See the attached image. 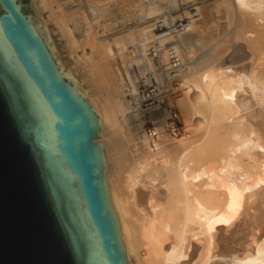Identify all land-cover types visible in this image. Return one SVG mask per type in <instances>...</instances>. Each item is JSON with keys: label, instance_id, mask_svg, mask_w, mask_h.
Here are the masks:
<instances>
[{"label": "bare ground", "instance_id": "6f19581e", "mask_svg": "<svg viewBox=\"0 0 264 264\" xmlns=\"http://www.w3.org/2000/svg\"><path fill=\"white\" fill-rule=\"evenodd\" d=\"M32 1L61 74L98 114L95 143L128 263L264 264V0L214 1L202 26L197 1L132 0L115 21L137 19L147 34L111 42L94 24L105 6L88 5L94 22L81 14L76 40L74 12ZM50 24L76 54L66 71Z\"/></svg>", "mask_w": 264, "mask_h": 264}, {"label": "water", "instance_id": "95a60500", "mask_svg": "<svg viewBox=\"0 0 264 264\" xmlns=\"http://www.w3.org/2000/svg\"><path fill=\"white\" fill-rule=\"evenodd\" d=\"M99 136L32 0H0V264H129Z\"/></svg>", "mask_w": 264, "mask_h": 264}, {"label": "rangeland", "instance_id": "374dc122", "mask_svg": "<svg viewBox=\"0 0 264 264\" xmlns=\"http://www.w3.org/2000/svg\"><path fill=\"white\" fill-rule=\"evenodd\" d=\"M53 1H55L57 3V5H59L61 7V10L65 15H66V13L68 15L70 12H74L73 20H71V22L70 21L68 22V25H69L68 27L73 30V36L76 40L81 39V37H80L81 36L80 35L81 30L78 28V23L82 22L81 16L83 15V17L85 18V21L88 22L89 24H93V22H94L93 17H92V15L88 9L89 4L95 5V6H97V5L101 6V7H103V9L105 6V9L103 10L105 12L103 13V16L101 17V19H99V21H97V23H94L97 26L103 27L104 33L100 37L101 40L111 42V38H115V37L122 36L125 34L129 35L128 38H130V34H128V31L137 30V29H139V30L141 29L140 30L141 32H139V34H142V35L147 34V28H146L147 25L142 24L141 22H137V19H133L131 21H128L125 26H121L119 23H117V21L122 16L125 17V13L128 14L131 10L132 11L135 10V9H133V7L132 8L129 7L130 6L129 4L132 3V0H101L102 4L99 3L100 5L96 2L98 0H94V1L93 0H79V2H81L80 4L77 0H53ZM192 1L186 0L184 3L192 4L193 2L197 1L196 4L193 3L194 5H192L193 7L195 6V9L197 12L196 13L197 17L195 18L197 21H195V19H194L193 23H195L196 26H202L203 24L206 23V21L208 23L210 21L208 10L213 6V2L217 1V0H194L193 2ZM32 2H34V1H32ZM92 2H96V3H92ZM201 12H204L205 14H203ZM42 16L46 17L47 14L41 15V18L43 19ZM201 17H203V18L205 17L204 18L205 20ZM206 17H208V18H206ZM115 20H117V21H115ZM187 24L188 23L185 22V23H183L182 26H185ZM49 28L52 29L51 30L52 41H53L55 47H57L56 48L57 53L62 58L65 57V60H64V62L66 61L65 63H69V66L64 68V70L66 71V70H68L69 67L70 68L72 67V64H71L72 59L74 61L76 54H70L71 50L69 49L68 42H67L66 38L59 31H57L53 25L50 24ZM94 28H96V27H94ZM129 42H133V41H129ZM134 42L136 43L139 41H134ZM134 42H133V44H134ZM143 44H145V43H143ZM68 51H69V53H68ZM113 51L115 53V59H114L115 64H117L118 66L121 67V65H122L121 56H119V58H118V50H116L115 48H113ZM133 52H134L133 49L130 47V44H128V42H127L124 53L125 54L127 53L128 55L131 54L130 56H132V54H133L132 57H134V56L136 57L137 54L133 53ZM82 53H83V51H81L80 49L77 50L78 56L81 55Z\"/></svg>", "mask_w": 264, "mask_h": 264}]
</instances>
